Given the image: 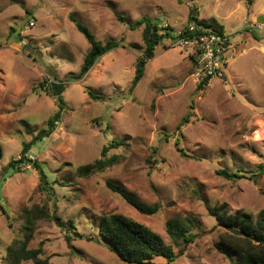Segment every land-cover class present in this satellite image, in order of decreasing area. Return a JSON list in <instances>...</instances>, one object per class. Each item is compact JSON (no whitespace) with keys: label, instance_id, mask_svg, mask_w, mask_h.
<instances>
[{"label":"rangeland","instance_id":"1","mask_svg":"<svg viewBox=\"0 0 264 264\" xmlns=\"http://www.w3.org/2000/svg\"><path fill=\"white\" fill-rule=\"evenodd\" d=\"M71 14L96 39L121 41L77 81L69 76L80 72L90 43ZM191 15L221 24L232 37L225 78L199 85L189 51L165 39L131 91L145 49L144 25L131 24L149 16L175 33ZM56 80L65 85L62 115L54 132L27 154L47 170L50 194L27 159L19 170L8 164L33 138L28 128L45 127L60 110L50 86ZM124 138L108 153L119 155L118 163L78 176V167ZM0 144V264H7L8 247L21 232L23 209L46 203L65 227L40 220L29 247L42 243L52 264H131L99 232L101 216L112 213L147 225L173 245L174 260L155 256L150 264H232L215 247L224 227L212 210L227 204L232 213L255 216L264 208V0H0ZM219 169L242 177L227 178ZM107 180L160 210L140 213ZM172 218L192 221L193 241L170 238L166 222ZM66 229L84 236L72 232L67 238Z\"/></svg>","mask_w":264,"mask_h":264},{"label":"trees","instance_id":"2","mask_svg":"<svg viewBox=\"0 0 264 264\" xmlns=\"http://www.w3.org/2000/svg\"><path fill=\"white\" fill-rule=\"evenodd\" d=\"M248 2L251 4L252 0H248ZM70 18L90 43V49L85 55L80 72L72 73L69 76V81H77L83 79L102 56L119 47L121 41L117 39H111L106 42L98 40L91 29L78 21L75 15L71 14ZM118 18L125 22V17L122 14H118ZM192 21H196L198 24L205 27H213L221 33H224V27L221 24L199 20L196 15H191L189 23ZM139 25H144L143 39L145 42V49L137 58L135 76L130 88L131 91L135 89L144 77L148 62L155 57L157 45L162 43L165 39L172 40L175 37L173 27H162L158 21L152 20L149 16H144L135 24L132 23L131 27L137 28ZM186 27H188V25ZM45 83L43 82L41 85L45 86ZM50 86L52 94L59 97L60 110L50 117L45 127L39 130L28 128V133L33 136V138L29 142L24 143L22 157L20 159L11 160L8 167L14 169L18 168L19 170V164L24 161L23 159H27L37 171L43 189L52 194V188L49 186V174L44 165L37 160L27 157L32 146L40 141H45L54 132L65 107L64 98L62 96L65 89L64 83L56 80L51 82ZM88 94L92 98L96 97L95 93L91 90H88ZM184 120L187 121L188 117H185ZM127 139L128 138L111 140L103 147L102 156L100 158L92 163L78 167V176L89 177L101 173L108 167L118 163L120 156L117 154L109 156L108 153L111 149L119 148ZM3 157V147L0 144V163ZM218 173L227 178L242 177L241 174L230 172L227 169H219ZM106 184L112 191L121 194L131 206L142 214L152 215L157 213L161 208V205L157 203L148 205L142 202L134 193L125 191V187L120 183L107 180ZM47 206V203L46 206L34 204L30 208L23 209L20 215L21 232L13 238L8 247L7 264H22L25 260H33L35 264H52L50 258L43 256L44 249L42 243L37 248L29 247L40 220H55L62 228L65 227V225L59 221L60 217L57 214H51L50 210L46 208ZM1 207L3 214L9 221V226L12 227L13 223L10 221V215L3 205ZM212 212L216 216L218 224L224 227V230L220 233L219 241L215 244L216 249L220 253L228 255V257L232 259V264H264V208L255 216L242 210L232 213L227 204L214 207ZM191 223V220L184 221L179 218L169 219L166 222L167 233L175 243H179L181 240L186 243L193 241L196 234L191 230L193 227ZM72 226L74 225L72 224ZM230 228L240 231L243 234H235L229 230ZM66 232L67 238H71L70 233L73 231L66 229ZM99 232L112 243L111 250L127 263L150 264L155 256H163L169 260H174L178 255L173 245L166 243L164 238L157 231L121 213L102 215L99 220ZM73 233L76 236H84L80 232Z\"/></svg>","mask_w":264,"mask_h":264},{"label":"built area","instance_id":"3","mask_svg":"<svg viewBox=\"0 0 264 264\" xmlns=\"http://www.w3.org/2000/svg\"><path fill=\"white\" fill-rule=\"evenodd\" d=\"M170 41L193 56V75L199 85L206 86L214 77L225 78L229 55L234 48L231 36L192 21L188 27L175 32Z\"/></svg>","mask_w":264,"mask_h":264},{"label":"water","instance_id":"4","mask_svg":"<svg viewBox=\"0 0 264 264\" xmlns=\"http://www.w3.org/2000/svg\"><path fill=\"white\" fill-rule=\"evenodd\" d=\"M230 231H232L233 233H235V234H243L242 232H240V231H237V230H234V229H229Z\"/></svg>","mask_w":264,"mask_h":264},{"label":"crops","instance_id":"5","mask_svg":"<svg viewBox=\"0 0 264 264\" xmlns=\"http://www.w3.org/2000/svg\"><path fill=\"white\" fill-rule=\"evenodd\" d=\"M198 13H196V15H197ZM193 57V56H192ZM193 59V63H194V58H192Z\"/></svg>","mask_w":264,"mask_h":264}]
</instances>
